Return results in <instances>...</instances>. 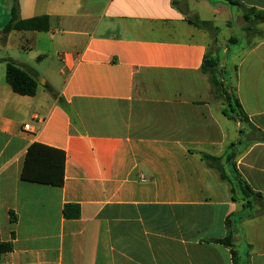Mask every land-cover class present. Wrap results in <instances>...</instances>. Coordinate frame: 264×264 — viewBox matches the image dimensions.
<instances>
[{"label": "crops", "instance_id": "0c3cea01", "mask_svg": "<svg viewBox=\"0 0 264 264\" xmlns=\"http://www.w3.org/2000/svg\"><path fill=\"white\" fill-rule=\"evenodd\" d=\"M178 1L18 0L22 19L52 26L5 33L14 0H0V238L12 244L0 264H234L217 242L230 218L241 264H264V216H234L242 202L200 157L235 143L264 199V22L245 19L264 0ZM235 24L245 40L223 33ZM229 43L239 49L220 67L246 123L224 115L202 72ZM46 58L61 61L60 82L31 67ZM3 59L37 74L36 95L12 90ZM35 143L65 152L62 186L22 178Z\"/></svg>", "mask_w": 264, "mask_h": 264}, {"label": "trees", "instance_id": "16d2710c", "mask_svg": "<svg viewBox=\"0 0 264 264\" xmlns=\"http://www.w3.org/2000/svg\"><path fill=\"white\" fill-rule=\"evenodd\" d=\"M229 2L238 4L234 0H229ZM178 3V0H172L174 7L179 8ZM245 19L249 24L262 23L264 22V11L250 9L245 14ZM188 21L190 24L202 29H213L212 22L201 21L198 17H188ZM51 26V18L47 15L22 19L19 14L18 0H14L11 17L4 27V32L8 33L14 30L47 32ZM249 29L252 30V27ZM254 32L264 39V31L254 30ZM3 61H6V80L12 90L19 95H36L39 87L37 74L28 68L19 66L12 59H3ZM221 63L222 57L220 53H217L215 56L210 54L204 61L202 72L209 76L216 97L226 102L227 106L223 111L224 115L234 121L246 123L248 117L229 80L228 72L220 67ZM236 146L235 143L231 144L222 156L200 153V157L208 168L215 170L219 174L221 180L227 181L230 184L232 200L234 202H242L241 211L235 213L234 216H238L240 221L255 214L264 216V199L261 193L256 192L235 167ZM65 157L64 151L35 143L28 150L22 178L32 182L62 186L64 182ZM65 215L71 216L67 210ZM75 215L77 216L78 214ZM232 222L233 219H228V234L225 238L217 240V242L230 248L234 264H241V255L236 250L234 243L236 228L232 226ZM250 247L251 245H248V249ZM11 250L12 244L3 242L0 238V256Z\"/></svg>", "mask_w": 264, "mask_h": 264}, {"label": "rangeland", "instance_id": "374dc122", "mask_svg": "<svg viewBox=\"0 0 264 264\" xmlns=\"http://www.w3.org/2000/svg\"><path fill=\"white\" fill-rule=\"evenodd\" d=\"M2 20L4 21V18L0 17V22H2ZM246 24H249V23L246 22ZM227 32L228 33L230 32L231 35L233 34V36L236 37L239 40H241V39L245 40V37L243 36L244 33H243L241 27L236 25V24L232 27L231 30L226 29V28L223 29V33L224 34H226ZM213 45H214V43H213ZM222 46L223 45H219V46L217 45V47L216 46H214V47L215 48L219 47V49H221L220 50V55L223 58L222 62H224L223 60L225 58L226 59V63L229 64L231 59H232V55L239 49V44L229 43L227 45L228 49H227V51L225 53L222 52ZM20 54L21 55H26V53H24V52H20ZM30 65L37 72H39V74L41 75L42 78L50 80L51 82H52V80H54V82H56V83L61 81V77H60V75H58V72H59V69L61 68L62 64H61V61L58 58H51V59L46 58V59H44V60H42L40 62H38V61L31 62ZM48 71H50L51 74L48 73ZM42 81H43V79L40 80V84H42ZM232 125L234 126L235 123H232ZM3 226H4V224H3Z\"/></svg>", "mask_w": 264, "mask_h": 264}, {"label": "built area", "instance_id": "2783aa9c", "mask_svg": "<svg viewBox=\"0 0 264 264\" xmlns=\"http://www.w3.org/2000/svg\"><path fill=\"white\" fill-rule=\"evenodd\" d=\"M26 128H29V125H26Z\"/></svg>", "mask_w": 264, "mask_h": 264}]
</instances>
